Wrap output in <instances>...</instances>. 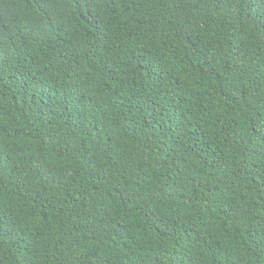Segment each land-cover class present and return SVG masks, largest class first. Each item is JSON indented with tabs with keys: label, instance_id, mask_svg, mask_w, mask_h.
<instances>
[{
	"label": "trees",
	"instance_id": "16d2710c",
	"mask_svg": "<svg viewBox=\"0 0 264 264\" xmlns=\"http://www.w3.org/2000/svg\"><path fill=\"white\" fill-rule=\"evenodd\" d=\"M0 264H264V0H0Z\"/></svg>",
	"mask_w": 264,
	"mask_h": 264
}]
</instances>
